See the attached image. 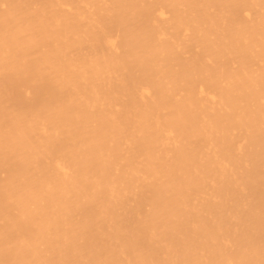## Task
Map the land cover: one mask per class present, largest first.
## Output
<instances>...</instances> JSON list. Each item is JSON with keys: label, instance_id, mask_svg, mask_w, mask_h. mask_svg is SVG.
Returning a JSON list of instances; mask_svg holds the SVG:
<instances>
[{"label": "bare ground", "instance_id": "obj_1", "mask_svg": "<svg viewBox=\"0 0 264 264\" xmlns=\"http://www.w3.org/2000/svg\"><path fill=\"white\" fill-rule=\"evenodd\" d=\"M0 264H264V0H0Z\"/></svg>", "mask_w": 264, "mask_h": 264}]
</instances>
